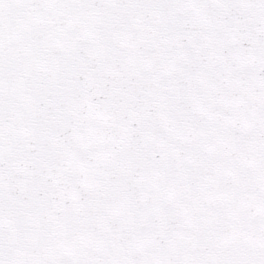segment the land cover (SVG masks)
I'll list each match as a JSON object with an SVG mask.
<instances>
[{"label": "snow or ice", "instance_id": "6c2138e0", "mask_svg": "<svg viewBox=\"0 0 264 264\" xmlns=\"http://www.w3.org/2000/svg\"><path fill=\"white\" fill-rule=\"evenodd\" d=\"M0 264H264V0H0Z\"/></svg>", "mask_w": 264, "mask_h": 264}]
</instances>
